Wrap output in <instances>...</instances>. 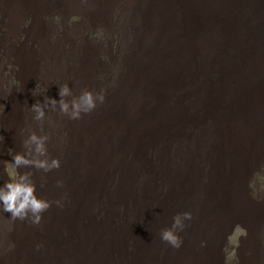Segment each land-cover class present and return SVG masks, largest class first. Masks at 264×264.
Wrapping results in <instances>:
<instances>
[{
    "label": "rangeland",
    "instance_id": "rangeland-1",
    "mask_svg": "<svg viewBox=\"0 0 264 264\" xmlns=\"http://www.w3.org/2000/svg\"><path fill=\"white\" fill-rule=\"evenodd\" d=\"M64 84L104 102L34 120ZM31 132L58 169L13 167ZM25 172L51 206L0 210V264H264V0H0V187Z\"/></svg>",
    "mask_w": 264,
    "mask_h": 264
},
{
    "label": "clouds",
    "instance_id": "clouds-1",
    "mask_svg": "<svg viewBox=\"0 0 264 264\" xmlns=\"http://www.w3.org/2000/svg\"><path fill=\"white\" fill-rule=\"evenodd\" d=\"M59 96L61 97L59 101L48 97L43 103L37 101L33 104L31 107L35 113L33 119L43 121L46 108L53 111L59 108L62 115L73 120L80 119L82 114L90 113L97 107L98 103H103L105 99L103 93L84 90L79 96H73L71 100H68L66 97L72 96V90L67 84L59 86ZM47 140V136H40L31 132L24 141L25 152L12 155L13 167L15 169L35 167L43 169L45 172L58 169L60 160L49 158L46 147ZM31 177V172L16 174L12 180L0 187V210L11 213L10 219L12 220L30 219L33 224H39L42 220V213L48 210L51 202L37 196L36 185ZM191 219L192 214L190 212L179 213L174 216L172 226L161 230V240L174 248L181 247L183 240L179 232L183 231L185 227L184 221Z\"/></svg>",
    "mask_w": 264,
    "mask_h": 264
},
{
    "label": "bare ground",
    "instance_id": "bare-ground-1",
    "mask_svg": "<svg viewBox=\"0 0 264 264\" xmlns=\"http://www.w3.org/2000/svg\"><path fill=\"white\" fill-rule=\"evenodd\" d=\"M262 104V103H261ZM261 109H262V107H261ZM263 118V117H262ZM263 120V119H262ZM261 133H263V132H261ZM260 133V134H261ZM263 136V135H262ZM243 147V146H242ZM249 147V146H248ZM246 150V149H245ZM254 152V151H253ZM258 152V151H257ZM248 154V153H247ZM246 154V155H247ZM253 156V155H252ZM257 156V155H256ZM245 157V156H244ZM259 158V157H258ZM251 160V159H250ZM243 166V165H242ZM242 170V169H241ZM243 173H245L244 171H243ZM213 252V251H212ZM212 252H209V253H212ZM188 253V252H187ZM185 254V253H184ZM188 256V255H187ZM186 257V256H185ZM176 258V257H175ZM183 259H185V258H183ZM190 259V258H189ZM210 259V258H209ZM177 260H179V258H177ZM181 260V259H180ZM193 260V259H192ZM173 261V260H172ZM175 261V260H174ZM184 260H182V262H183ZM187 261H188V259H187ZM207 261V260H206ZM178 263V262H177ZM184 263V262H183Z\"/></svg>",
    "mask_w": 264,
    "mask_h": 264
}]
</instances>
